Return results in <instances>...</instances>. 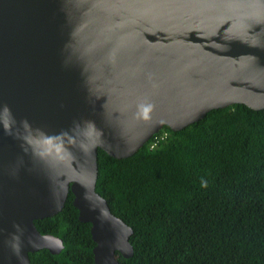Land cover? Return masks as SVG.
Instances as JSON below:
<instances>
[{
    "label": "water",
    "instance_id": "1",
    "mask_svg": "<svg viewBox=\"0 0 264 264\" xmlns=\"http://www.w3.org/2000/svg\"><path fill=\"white\" fill-rule=\"evenodd\" d=\"M235 104L264 109V0H0V264L62 250L33 221L68 193L93 264L130 258L97 150L125 159Z\"/></svg>",
    "mask_w": 264,
    "mask_h": 264
},
{
    "label": "trees",
    "instance_id": "2",
    "mask_svg": "<svg viewBox=\"0 0 264 264\" xmlns=\"http://www.w3.org/2000/svg\"><path fill=\"white\" fill-rule=\"evenodd\" d=\"M94 191L129 226L118 264H264V109L211 110L179 131L163 127L131 157L97 150ZM68 193L61 211L33 221L62 241L30 264H93L89 224Z\"/></svg>",
    "mask_w": 264,
    "mask_h": 264
},
{
    "label": "clouds",
    "instance_id": "3",
    "mask_svg": "<svg viewBox=\"0 0 264 264\" xmlns=\"http://www.w3.org/2000/svg\"><path fill=\"white\" fill-rule=\"evenodd\" d=\"M149 109H145L144 110V114H145V117L147 116V112H148Z\"/></svg>",
    "mask_w": 264,
    "mask_h": 264
}]
</instances>
